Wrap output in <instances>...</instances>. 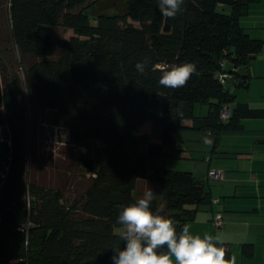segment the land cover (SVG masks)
<instances>
[{"label":"trees","instance_id":"16d2710c","mask_svg":"<svg viewBox=\"0 0 264 264\" xmlns=\"http://www.w3.org/2000/svg\"><path fill=\"white\" fill-rule=\"evenodd\" d=\"M107 1L7 0L24 82L0 57V264H111V248L123 247L114 233L120 206L143 194L140 184L161 196L153 210L163 206L162 215L179 231L207 198L191 173L162 165L178 157L182 121L218 136L258 115L246 106L233 109L234 96L218 80L220 73H234L230 80L243 85L262 48L238 22L254 0H185L174 19L161 16L157 0H119L122 13L103 11ZM57 26L74 35L54 43L51 27ZM144 56L151 64L140 75L134 65ZM183 62L197 65L187 85L161 87L160 68ZM225 104L232 112L223 122ZM196 105H208V115L196 117ZM37 111L49 113V124L64 130L69 145H94L98 153L97 169L89 164L92 179L71 206L61 189L25 179L27 114ZM147 122L157 128V143L137 134ZM25 186L30 199L20 202ZM26 220L27 233L21 231Z\"/></svg>","mask_w":264,"mask_h":264},{"label":"crops","instance_id":"0c3cea01","mask_svg":"<svg viewBox=\"0 0 264 264\" xmlns=\"http://www.w3.org/2000/svg\"><path fill=\"white\" fill-rule=\"evenodd\" d=\"M220 8L230 12L228 7ZM238 22L250 38L262 41V48L249 62L246 82L230 88L234 96L231 104L233 109L246 106L258 115L241 118L234 128L218 136L192 129L193 121L183 120L178 157L166 159L162 165L191 173L206 190V200L197 207L193 219L184 223L193 234L217 237L227 259L235 256L236 264H264V0L250 2ZM208 113V105L194 109L199 118ZM139 130L137 134L151 135ZM205 137L212 140L211 146L204 143ZM151 141L157 143L158 137L151 136ZM209 170H221L223 179L209 178ZM216 212L222 216L219 229L212 224Z\"/></svg>","mask_w":264,"mask_h":264},{"label":"clouds","instance_id":"9594fccd","mask_svg":"<svg viewBox=\"0 0 264 264\" xmlns=\"http://www.w3.org/2000/svg\"><path fill=\"white\" fill-rule=\"evenodd\" d=\"M185 0H157L161 16L174 19L182 13ZM151 58L144 56L134 65L140 75H145ZM158 84L163 88L185 87L197 73L195 62L168 64L160 68ZM211 146L212 140L204 138ZM155 190L148 188L134 202L121 205L116 224L119 240L110 257L111 264H236L235 256L226 259L222 242L212 234H193L190 225L184 224L177 230V222L162 215L163 206L153 210Z\"/></svg>","mask_w":264,"mask_h":264},{"label":"rangeland","instance_id":"374dc122","mask_svg":"<svg viewBox=\"0 0 264 264\" xmlns=\"http://www.w3.org/2000/svg\"><path fill=\"white\" fill-rule=\"evenodd\" d=\"M94 1V0H88ZM103 11L123 12V5L119 0H109L100 5ZM54 43L59 39H68L74 35L72 29L60 26L51 27ZM0 57L9 70L18 69L19 75L24 82L23 72L18 66V55L12 45L9 35L8 5L7 0H0ZM17 62V63H16ZM24 103L27 105L26 91ZM29 120L28 150L25 153L24 176L34 186L44 185L47 188L61 189L64 194V202L71 206L76 198H80L85 188L92 179L95 171L89 170L92 164L96 170L98 167V153L94 145L75 146L69 145L65 138L64 130L49 124V113L37 111L27 114ZM149 132L153 139L156 138V128L152 122H147L139 133ZM4 136L3 131H0ZM150 187L140 184L139 191L143 193ZM156 193V192H155ZM20 199L28 201L27 187L22 189ZM155 200L161 204V196L156 193ZM26 220V224H28ZM24 224V223H23ZM25 224V225H26ZM21 227V226H20ZM119 228L114 229L118 235ZM46 264H55L47 261Z\"/></svg>","mask_w":264,"mask_h":264},{"label":"built area","instance_id":"2783aa9c","mask_svg":"<svg viewBox=\"0 0 264 264\" xmlns=\"http://www.w3.org/2000/svg\"><path fill=\"white\" fill-rule=\"evenodd\" d=\"M221 67H224V63L220 64ZM237 69L234 68L233 71H236ZM233 74L234 73H220L218 80L222 85H225L227 83V81H229L231 78H233ZM231 112H232V107L230 104H225L222 106L221 110H220V114H219V118L221 121L226 122L228 121V119L231 116ZM208 176L209 178H212L213 180L216 181H220L223 179V172L221 170H209L208 172ZM218 199H215L213 202L214 203H218ZM212 224L214 226L215 229H219L222 227L223 222H222V216L221 213L216 212L214 213L213 217H212ZM28 230V224L24 225L21 228V231H25L27 233Z\"/></svg>","mask_w":264,"mask_h":264},{"label":"water","instance_id":"95a60500","mask_svg":"<svg viewBox=\"0 0 264 264\" xmlns=\"http://www.w3.org/2000/svg\"><path fill=\"white\" fill-rule=\"evenodd\" d=\"M240 84L241 83V80H229L227 81V83L225 84L224 88L228 91L230 90V88L233 86V84Z\"/></svg>","mask_w":264,"mask_h":264}]
</instances>
